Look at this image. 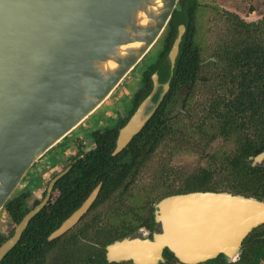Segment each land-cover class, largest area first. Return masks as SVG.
I'll list each match as a JSON object with an SVG mask.
<instances>
[{
    "label": "water",
    "instance_id": "1",
    "mask_svg": "<svg viewBox=\"0 0 264 264\" xmlns=\"http://www.w3.org/2000/svg\"><path fill=\"white\" fill-rule=\"evenodd\" d=\"M179 0H0V212L32 166L108 100L151 50L167 27ZM185 32L178 26L167 54L172 72ZM214 61V59H211ZM204 80V78H200ZM153 91L119 130L112 156L118 155L150 119L168 89L152 75ZM162 86L156 103L153 94ZM182 111L181 101L170 116ZM264 160V151L254 156ZM44 199L15 225L0 245V262L20 240ZM99 183L47 238L72 229L100 191ZM156 224L147 238L116 241L106 247L108 262L158 264L168 249L183 264L223 255L235 262L242 242L264 223V203L223 192H191L161 199Z\"/></svg>",
    "mask_w": 264,
    "mask_h": 264
},
{
    "label": "trees",
    "instance_id": "2",
    "mask_svg": "<svg viewBox=\"0 0 264 264\" xmlns=\"http://www.w3.org/2000/svg\"><path fill=\"white\" fill-rule=\"evenodd\" d=\"M255 2L264 6L261 0ZM197 8V0H179L161 35V81L170 75V91L155 114L115 157L111 153L117 131L93 132L95 149L56 182L52 205L30 221L0 264H132L106 261V247L140 229L154 232V204L165 197L223 192L264 203V162L254 165L250 160L264 151V12L258 21L245 22L233 11L215 7L212 16L222 31L211 43L206 39L204 48L205 40L196 38L194 31ZM179 25L185 32L169 73L167 54ZM202 50L208 53L207 60ZM155 69L151 67L147 75ZM186 87L185 112L167 117L180 89ZM216 140L232 146L214 149L211 143ZM166 150L169 156L162 159ZM190 150L207 156L205 166L183 173L166 165L174 154ZM99 183L101 189L88 212L49 242L48 236ZM27 197L28 193L19 194L3 209L14 225L38 203L29 205ZM12 233L0 234V245ZM162 255L164 261L158 264H183L168 249ZM199 264H264V223L243 240L235 262L219 255Z\"/></svg>",
    "mask_w": 264,
    "mask_h": 264
},
{
    "label": "rangeland",
    "instance_id": "3",
    "mask_svg": "<svg viewBox=\"0 0 264 264\" xmlns=\"http://www.w3.org/2000/svg\"><path fill=\"white\" fill-rule=\"evenodd\" d=\"M198 1V8L195 15V22H194V31L196 33V38L198 37L199 40H205L204 48L206 45V39H208V43H211L213 38L217 34H221V27L215 21L213 9L218 7L220 9H225L228 11H233L236 13L243 21L245 22H256L261 18V14L264 12V6L255 2V0H231V4L228 3L230 0H197ZM264 2V0H261ZM252 8V10H249ZM162 49V37L157 40L151 50L148 52L146 58H144L137 66V69H133L130 74L122 81L119 87L115 90L114 95L110 96L106 102H104L101 107L87 119L77 131H80V135L75 139V141H81L85 144H90V131L92 129H97L96 127L100 128L103 126L104 121L111 125V121H116L117 117L123 115L124 109L126 107L125 100H120V98L125 97L126 93L129 91L133 82H137L142 76V70L147 66L153 64L160 54ZM202 58L206 59L208 53L204 50L201 51ZM207 60V59H206ZM203 78V77H200ZM199 78V79H200ZM202 80V79H200ZM112 93V94H113ZM124 95V96H123ZM114 113V114H113ZM117 114V116H116ZM112 115V116H111ZM110 121V122H109ZM106 122V123H107ZM73 142V141H72ZM222 140H216L215 142L211 143V147L214 149L222 148V149H229L232 145H225ZM225 145V146H224ZM75 148H70V153H74ZM52 153V152H51ZM58 153V149L56 148L53 150V156L56 157ZM169 153L166 151L163 152L161 155L162 159L168 158ZM203 158V159H202ZM70 160L66 158V155H63L60 160H57V165L50 166V164H46L47 159L39 160L37 163L34 164V167L29 170L27 175L24 177V183L17 188L13 195L20 193L24 187H27V184L32 181V179H36L37 181L40 180V184L36 187L27 188L29 190V196L27 197V202L29 205L33 204L34 201L39 200L42 198L43 192L46 189L48 182L51 178L58 172L62 171L64 167L68 164ZM204 160H207V156L199 153L197 151H183L174 154L170 161L167 162V166L172 167H179L182 169V172H188L191 169H194L198 166H205ZM264 160L261 162L263 164ZM155 175V171L151 172V174ZM161 173V172H160ZM39 179V180H38ZM56 195L52 196V200L48 204V208L52 205V202ZM156 204V203H155ZM154 204V209L156 205ZM155 213V212H154ZM15 225L12 223L8 215L2 210L0 212V234L7 235L9 231L13 230ZM143 230V229H141ZM160 226L156 224V231L159 232ZM141 236L139 233H135L134 237Z\"/></svg>",
    "mask_w": 264,
    "mask_h": 264
},
{
    "label": "flooded vegetation",
    "instance_id": "4",
    "mask_svg": "<svg viewBox=\"0 0 264 264\" xmlns=\"http://www.w3.org/2000/svg\"><path fill=\"white\" fill-rule=\"evenodd\" d=\"M180 26V25H179ZM163 48V47H162ZM146 56H147V54L145 55V57L144 58H146ZM161 54H160V56H158V58H157V60L153 63V64H151L150 66H147V67H145L144 66V68H143V70H142V76H141V78L136 82H133L132 83V85H131V87H130V89H129V91L126 93V95H125V97H121L120 98V100H125L124 102H125V105H126V107H125V109H124V112H123V115H120L119 117H117V119H116V121L114 122V121H111V125L109 126V123L107 122V121H104V123H103V126H100V128H98V127H96L97 129H92L91 131H90V135H89V138H90V141H91V143L90 144H85L84 143V145H83V142L81 141L82 139H79L80 141H75V139L74 138H76V137H78L81 133H80V131H77V129L80 127V125H82L87 119H89V117L90 116H92V115H90L83 123H81L77 128H75L71 133H69L67 136H65L58 144H56L52 149H50L47 153H45V155L44 156H42L39 160H43V159H47V161H46V164H50V166H55V164L57 165V160L59 161L60 160V158H62V156L63 155H66V158H69L70 157V160H69V162H68V164L64 167V169L62 170V171H64L67 167H70L71 168V165L72 164H74L75 162H77L78 160H80V159H82L88 152H90V151H92V150H94L95 149V147H96V141L94 140V137L92 136V134H93V132H96V131H106V130H115V131H117V135H118V132H119V130L128 122V120L131 118V116L133 115V113L136 111V109L138 108V106L141 104V102H143L148 96H150L151 94H152V91H153V82H152V75L154 74V73H156V75H157V81H158V83L160 84V85H162V84H165L167 81H169L168 82V89H167V91L165 92V94L163 95V97L161 98V100L159 101V103H158V105H157V107H156V109L154 110V113L152 114V116L155 114V112L157 111V109L160 107V105L163 103V100L165 99V96L169 93V91H170V75H169V79H167L166 81H164V82H162L161 81V77H162V75H163V68H162V61L163 60H161ZM143 58V59H144ZM142 59V60H143ZM212 59V58H211ZM141 60V61H142ZM205 62H207V61H205ZM137 66H139V65H137ZM137 66L134 68V69H137ZM151 67H156V69L153 71V72H151L149 75H147L148 74V71H149V69L151 68ZM169 73H170V67H169ZM125 80V79H124ZM186 91H187V87H186V89H184V90H181L180 89V95L178 96V97H176V99H175V101L173 102V106H172V109L169 111V113H167V117H171L172 118V116H170V114L173 112V110H174V107H175V105L178 103V101H181V107H182V111L181 112H179L178 114H180V113H183V112H185L184 111V95H185V93H186ZM115 92V91H114ZM161 92H162V86L161 87H159L158 89H157V91L153 94V96H152V99H151V101L153 102V103H156V102H158V100H159V96H160V94H161ZM112 95H114V93L112 94ZM111 95V96H112ZM124 96V95H123ZM114 114V113H113ZM177 114V115H178ZM176 115V116H177ZM112 116V115H111ZM116 116H117V114H116ZM151 116V117H152ZM150 117V118H151ZM175 117V116H174ZM107 122V123H106ZM110 122V121H109ZM148 122V121H147ZM145 126V125H144ZM143 129V128H142ZM135 137V136H134ZM117 138V137H116ZM73 141V142H72ZM116 141V140H115ZM132 141V140H131ZM130 141V142H131ZM129 142V143H130ZM75 148V151H74V153H70L69 151H70V148ZM127 147V146H126ZM125 147V148H126ZM58 149V153H57V156L56 157H54L53 156V150H55V149ZM124 148V149H125ZM123 149V150H124ZM114 150V149H113ZM122 150V151H123ZM121 151V152H122ZM52 152V153H51ZM113 152V151H112ZM111 156H112V153H111ZM117 156V155H116ZM115 157V156H114ZM38 160V161H39ZM37 161V162H38ZM36 162V163H37ZM34 167V165L32 166V168ZM70 170V169H69ZM62 171H60V172H62ZM60 172H58V173H56L52 178H51V180L54 178V177H56ZM61 179V178H60ZM24 180V179H23ZM39 180V179H38ZM50 180V181H51ZM25 181V180H24ZM24 181H22L23 183H24ZM49 181V182H50ZM49 182H48V184H49ZM22 184V183H21ZM40 184V180L39 181H37L36 179H32V181L31 182H29L28 184H27V187L25 186L24 187V189H22L21 191H20V193H18V194H16V195H13L12 196V198H14V197H16L17 195H19V194H22V193H28V196H29V190L27 191V188H30V187H36V186H38ZM48 184H47V186H46V189H45V191L43 192V195H42V198L41 199H39V200H36V201H38V203H40L43 199H44V197H45V195H46V191H47V187H48ZM56 185V184H55ZM55 185H54V187H53V189H52V191H51V193H50V198H49V200H48V202H47V204H46V206L45 207H47L48 206V204H49V202L52 200V196L53 195H56L57 196V191L55 190ZM102 185V184H101ZM101 189V188H100ZM37 203V204H38ZM36 204V205H37ZM158 204V203H157ZM157 204H156V206H157ZM35 205V206H36ZM34 207V206H33ZM44 207V208H45ZM43 208V209H44ZM157 207L154 209V222H155V216H156V214H157ZM88 212V211H87ZM79 222V221H78ZM154 229H155V231H156V222H155V226H154ZM141 230V229H140ZM139 231V230H138ZM138 231H137V233H138ZM160 231V230H159ZM142 233L144 234V236H146L147 238H152L153 237V235L154 234H156V233H158V232H152L151 234H149V232L147 231V230H145V229H143L142 230ZM131 237H134V235L133 236H131ZM137 237H139V236H137ZM126 238H130V237H126ZM126 238H124V239H126ZM123 240V239H122Z\"/></svg>",
    "mask_w": 264,
    "mask_h": 264
}]
</instances>
